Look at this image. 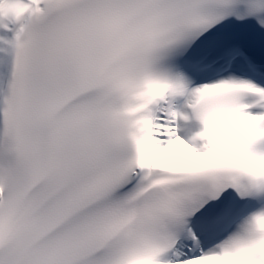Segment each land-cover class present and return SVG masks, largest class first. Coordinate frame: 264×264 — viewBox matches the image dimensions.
I'll return each instance as SVG.
<instances>
[{
    "label": "snow or ice",
    "instance_id": "snow-or-ice-1",
    "mask_svg": "<svg viewBox=\"0 0 264 264\" xmlns=\"http://www.w3.org/2000/svg\"><path fill=\"white\" fill-rule=\"evenodd\" d=\"M0 264H264V0H0Z\"/></svg>",
    "mask_w": 264,
    "mask_h": 264
}]
</instances>
